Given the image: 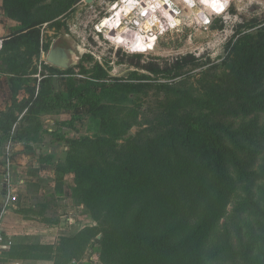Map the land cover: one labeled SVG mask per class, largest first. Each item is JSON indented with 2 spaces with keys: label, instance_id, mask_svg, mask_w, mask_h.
Returning <instances> with one entry per match:
<instances>
[{
  "label": "trees",
  "instance_id": "16d2710c",
  "mask_svg": "<svg viewBox=\"0 0 264 264\" xmlns=\"http://www.w3.org/2000/svg\"><path fill=\"white\" fill-rule=\"evenodd\" d=\"M23 31L6 38L0 51V73L14 99L36 73L30 67L40 54L37 31L32 25ZM224 49L221 76L203 72L200 86L180 91L196 116L169 114L155 135L138 131L124 143L122 134L72 140L74 195L91 224L52 245L14 243L0 264H69L92 243L103 264H264V73L256 86L227 87L224 80L238 63L237 70L250 72L247 64L263 53L264 27ZM43 67L51 84L58 69ZM5 116L0 146L17 120L13 112ZM40 197L19 212L58 225L56 196Z\"/></svg>",
  "mask_w": 264,
  "mask_h": 264
},
{
  "label": "rangeland",
  "instance_id": "374dc122",
  "mask_svg": "<svg viewBox=\"0 0 264 264\" xmlns=\"http://www.w3.org/2000/svg\"><path fill=\"white\" fill-rule=\"evenodd\" d=\"M151 1L135 0L138 4ZM207 1L165 0L167 7L155 9L157 23L148 28L139 15L141 6L128 11L124 0H0L3 45L6 38L29 25L40 38V54L33 57L30 67L36 73L29 76L16 99L8 77L0 73V124L7 123L9 112L17 119L11 137L0 146V231L5 238L11 236L14 243L52 245L91 224L84 204L74 195L72 140L122 134L118 143H124L138 131L155 135L158 120L169 114L197 115L180 91L200 86L203 72L221 76L218 63L226 56L225 44L264 27V0H221L227 2L221 13L210 11ZM197 14L207 22H199ZM105 19L113 23L119 19L117 29L129 42L137 34L149 36L150 48L136 52L129 42L117 44L108 37ZM57 45L74 52L65 67L48 60ZM262 52L247 64L250 72L237 70L241 63L228 71L225 85L256 86L264 73V49ZM44 65L58 69L51 84ZM38 99L48 105L37 103ZM27 102L32 107L22 109ZM39 195L56 196L58 225L19 212ZM99 250L92 243L69 264H103Z\"/></svg>",
  "mask_w": 264,
  "mask_h": 264
},
{
  "label": "bare ground",
  "instance_id": "6f19581e",
  "mask_svg": "<svg viewBox=\"0 0 264 264\" xmlns=\"http://www.w3.org/2000/svg\"><path fill=\"white\" fill-rule=\"evenodd\" d=\"M164 1L165 0H163V3H157L156 4V2L153 0L149 3L141 2L138 4L135 2V0H124V5H125V9L128 11H133L137 5L141 6L140 11H139V15L143 16L146 19V23H147L148 28H149L153 24L157 23V22H155V19L153 17L154 13H155V9L162 7V6L167 7V4ZM185 1H189V0H185ZM207 2H208L207 7L210 9V11H213L216 13L223 12L227 7V2L224 3V1L222 2L221 0H209ZM115 14H116L115 16L119 15V13H115ZM196 18L199 22H207L206 17H204L202 15L197 14ZM135 24H136V22H135ZM117 25H119V19L114 21V23L110 19H105L103 22V26L107 27L109 30L108 37L109 38L111 37L113 39V41L116 42L117 44L125 45L127 42H129V40L126 37L122 36V34H121L122 32L118 31ZM149 30H151V29H149ZM148 37L149 36H142L140 34H137L135 36V39L132 42L130 41L128 43V44H130V49H132V51H136V52H140V51L142 52V51L147 50L151 46V43H150L151 40Z\"/></svg>",
  "mask_w": 264,
  "mask_h": 264
},
{
  "label": "water",
  "instance_id": "95a60500",
  "mask_svg": "<svg viewBox=\"0 0 264 264\" xmlns=\"http://www.w3.org/2000/svg\"><path fill=\"white\" fill-rule=\"evenodd\" d=\"M92 1L93 0H86V3H91ZM73 54L74 52L71 49L57 45L52 48L48 56V60L51 64L55 66L65 67L69 64ZM0 211H1V206H0Z\"/></svg>",
  "mask_w": 264,
  "mask_h": 264
},
{
  "label": "crops",
  "instance_id": "0c3cea01",
  "mask_svg": "<svg viewBox=\"0 0 264 264\" xmlns=\"http://www.w3.org/2000/svg\"><path fill=\"white\" fill-rule=\"evenodd\" d=\"M27 208V207H26ZM11 239V236L8 237ZM12 240V239H11ZM20 243H29V242H20ZM31 243V242H30ZM14 244V241L12 242ZM11 244V245H12ZM10 248V247H9ZM8 248V249H9ZM7 249V250H8ZM5 250V251H7ZM6 264H53V260H33V259H27V260H13Z\"/></svg>",
  "mask_w": 264,
  "mask_h": 264
},
{
  "label": "built area",
  "instance_id": "2783aa9c",
  "mask_svg": "<svg viewBox=\"0 0 264 264\" xmlns=\"http://www.w3.org/2000/svg\"><path fill=\"white\" fill-rule=\"evenodd\" d=\"M3 47V41L0 39V51ZM7 161H9V158H7ZM12 244V241L11 239H9L8 237L5 238L3 236V233L2 231H0V255L5 251L7 250ZM76 262H72L71 264H75Z\"/></svg>",
  "mask_w": 264,
  "mask_h": 264
}]
</instances>
